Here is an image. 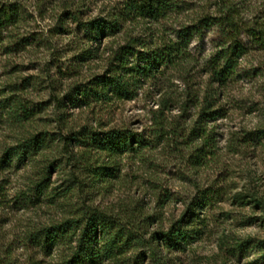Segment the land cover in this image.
<instances>
[{
	"label": "rangeland",
	"instance_id": "374dc122",
	"mask_svg": "<svg viewBox=\"0 0 264 264\" xmlns=\"http://www.w3.org/2000/svg\"><path fill=\"white\" fill-rule=\"evenodd\" d=\"M19 1L23 20L17 27L3 31V43L9 42L17 31L36 37L40 42L19 52L6 53L0 48V96L9 94L11 87L16 85L20 89L16 92L35 109V118L26 128L46 132L54 138L46 151L47 157L59 164L58 168L50 170L51 187H64L67 176L77 172L73 161L67 157L80 148L74 142L64 141L63 136L83 127L97 130L123 127L147 133L152 109L156 108V100L162 93L171 95L177 102L166 116L172 123L176 121L183 125L187 132L196 115L193 109L179 116L176 106L184 99L186 87L173 71L166 72L164 78L158 76L153 82H145L131 100L93 102L81 108L68 104L61 108L58 103L57 99L72 85L83 84L94 74L103 73L111 49L123 44L130 35L142 34L144 23L127 22L116 35L88 43L71 18L59 19L64 0ZM68 1H73L75 6L79 4L81 18L89 19L110 15L117 10L121 0ZM178 1L189 10L169 20L174 27L176 22L217 9L215 0ZM236 1L244 22L264 13V0ZM241 37L248 43L245 34ZM216 42V33L211 30H205L200 38L191 41L189 49L198 61L197 68L202 67L214 51ZM82 45L96 48L95 56L77 64L72 56ZM240 66L241 72L249 71L250 74L235 77L222 89L219 105L225 115L209 124L214 127L217 145L215 157L210 162L194 171L187 162L188 150L183 149L184 144L180 145L179 151L174 146H159L147 150L142 159L123 157L120 177L105 188L88 191V195L84 192L86 188H79L80 199L103 210L115 212L128 201L131 207L138 202L137 207L152 217L151 221H134L141 224L138 232L144 239L157 231L167 230L176 222L173 220L179 218L189 198L197 194L195 185L200 189H216L218 195L213 204L198 210L201 221L188 222L187 227L194 231L188 244L182 249L159 245V259L166 264H264V251L258 246L264 241V138L259 132L264 129V52L249 49ZM196 77L202 84L206 74ZM22 83L26 86L23 89ZM24 130L5 118L0 108V146L12 143ZM243 135L253 140L245 143ZM39 164L38 161L20 168L0 170L1 190L8 203V206H0V264L26 262L29 250L19 246L22 233L37 221H50L61 215L60 209L20 200L26 192L29 177L38 171ZM75 191L78 192L77 188ZM238 193L245 195V204L237 199ZM164 194L169 199L161 203L160 197ZM253 198L261 202L255 205ZM136 254L140 256L137 261L116 264H157L150 259L145 246L130 249L127 257Z\"/></svg>",
	"mask_w": 264,
	"mask_h": 264
},
{
	"label": "trees",
	"instance_id": "16d2710c",
	"mask_svg": "<svg viewBox=\"0 0 264 264\" xmlns=\"http://www.w3.org/2000/svg\"><path fill=\"white\" fill-rule=\"evenodd\" d=\"M64 1L59 19L71 18L88 43L116 35L127 22L144 23L145 27L142 34L130 35L123 44L111 49L103 73L94 74L83 84L72 85L59 97L57 100L61 108L67 104L81 108L93 102L103 104L131 100L145 82H153L158 76L164 78L166 72L173 71L186 87L184 99L176 106L179 116L194 109L196 117L187 132L180 123L175 121L173 124L166 113L171 111L176 99L162 93L156 100V108L152 109L147 133L123 127L106 130L83 127L69 132L62 138L80 148L67 157L73 161L77 172L67 176L64 187H51L50 170H55L59 164L49 159L46 151L54 138L46 132L26 128L35 118V109L16 92L20 90L16 85L11 87L9 94L1 95L0 108L4 117L25 130L12 143L0 146V170L20 168L39 161V169L29 177L26 192L20 200L61 210L58 218L37 221L22 233L19 246L29 250V256L22 264H116L137 261L139 254L127 257V252L137 246L147 247L148 256L157 264H166L159 259V245L182 249L188 244L194 232L187 227L188 222L201 221L198 210L213 204L218 195L216 189H200L195 185L197 194L189 198L179 218L173 220L176 222L167 230L157 231L144 239L138 232L141 224L134 221H151L152 217L137 207L140 205L138 202L131 207L128 201L115 212L103 210L80 199L82 192L79 188H86L84 192H93L102 186L105 188L120 177L123 157L142 159L147 150L159 146H174L179 151L180 145L184 144L183 149L188 150L187 162L194 171L210 162L215 157L217 145L214 127L209 124L225 115L219 105L222 89L235 77L250 74L249 71L241 72L242 57L251 48L264 52V13L253 17L250 22H244L238 1L215 0V11L176 22L174 27L169 20L189 10L178 0H121L117 10L110 15L89 19L81 18L79 4L75 6L73 1ZM22 15L19 0H0V48L6 53L19 52L40 42L36 37L17 31L9 42L3 43V31L17 27L23 20ZM205 30L214 31L217 42L202 67L197 68L198 61L189 44L195 37L200 38ZM242 34H245L248 43L243 40ZM75 36L78 37L77 34ZM95 50L82 45L72 59L77 64H83L95 56ZM201 73L206 74L202 84L196 77ZM25 87L22 83L21 89ZM259 132L264 138V129ZM242 140L248 143L253 138L243 135ZM1 189L0 185V206H8ZM74 194H77L75 200L72 199ZM162 196L161 203L169 199L167 194ZM244 196L241 193L236 196L242 204L247 202L243 200ZM253 200L255 205L261 202L257 198ZM258 246L264 251V241Z\"/></svg>",
	"mask_w": 264,
	"mask_h": 264
}]
</instances>
